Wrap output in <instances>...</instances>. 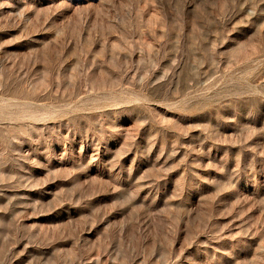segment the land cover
<instances>
[{
	"label": "rangeland",
	"instance_id": "374dc122",
	"mask_svg": "<svg viewBox=\"0 0 264 264\" xmlns=\"http://www.w3.org/2000/svg\"><path fill=\"white\" fill-rule=\"evenodd\" d=\"M0 264H264V0H0Z\"/></svg>",
	"mask_w": 264,
	"mask_h": 264
}]
</instances>
